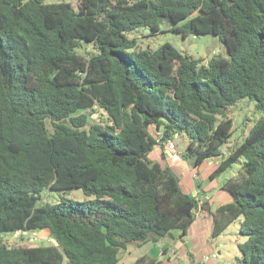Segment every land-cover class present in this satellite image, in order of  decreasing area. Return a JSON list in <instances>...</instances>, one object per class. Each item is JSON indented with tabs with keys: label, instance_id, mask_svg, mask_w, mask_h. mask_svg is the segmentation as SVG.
<instances>
[{
	"label": "trees",
	"instance_id": "16d2710c",
	"mask_svg": "<svg viewBox=\"0 0 264 264\" xmlns=\"http://www.w3.org/2000/svg\"><path fill=\"white\" fill-rule=\"evenodd\" d=\"M79 1L76 11L0 0V235L47 230L58 242L0 239V264H117L127 243L173 231L183 240L197 210L212 216L213 238L241 217L237 260L264 264V0ZM163 17L183 36L218 35L228 56L201 64L168 42L133 49L126 33L159 32ZM84 43L94 50L81 54ZM244 97L262 115L223 156L227 110ZM96 109L106 123H89L85 111ZM183 132L194 168L218 159L209 180L244 158L245 174L222 184L233 200L213 209L148 158ZM73 188L93 198L38 204L44 192ZM132 264L163 260L143 254Z\"/></svg>",
	"mask_w": 264,
	"mask_h": 264
},
{
	"label": "rangeland",
	"instance_id": "374dc122",
	"mask_svg": "<svg viewBox=\"0 0 264 264\" xmlns=\"http://www.w3.org/2000/svg\"><path fill=\"white\" fill-rule=\"evenodd\" d=\"M45 3H58L67 2L72 4L73 8L78 11L81 9V3L79 0H43ZM172 23L167 17L160 19L159 32H148L144 29H136L126 33L128 38H136V47L133 49H156L161 44L168 42L179 50L183 54H187L194 59H199L201 64L207 63L212 57H227V51L224 43L221 41L218 35L214 34H187L183 36L181 33L170 30ZM94 50V46L91 43H84V46L78 51L81 54H85L86 51ZM132 50V49H131ZM86 114L89 115V123L92 122H103L106 123V113L101 109H96L95 112L92 110H86ZM262 115V112L255 108L253 99L248 97L240 98L234 105H232L227 116L232 119L231 134L228 140L220 147L223 156H226L230 150L240 143L243 138L247 135L249 129L252 127L254 122ZM154 126H151V131L154 132ZM189 137L183 132L180 135H175L171 140V143L175 149V155L172 158L164 160L167 163H162L160 156L157 153V149L148 154V158L153 162L160 164H166L180 179V185L182 189L186 188L187 185V171L183 162H187L191 167L192 160L190 158H184L182 155L185 154L186 147L189 143ZM216 159V158H211ZM208 162V160H206ZM244 158H239L233 163L227 170L222 172L216 177V184L218 188L223 182L229 177H240L245 174L242 163ZM208 167L204 168V171ZM202 186H206L210 183V180L205 177L201 180ZM214 183V182H212ZM62 197L73 199V200H87L93 198V196L86 195L82 189L73 188L65 191H47L44 192L41 198L38 200V204L52 203L59 201ZM216 203L214 204V206ZM241 217L235 219L231 224L224 229L221 233L220 238L216 237V243L222 242V246L216 251V262L219 264H237L236 257H240V251L238 249V243L244 241L245 236L239 232V223ZM0 239L3 243L8 246H38L47 245L54 243L55 239L51 237L47 230H36L33 232H18L17 235L14 233H3L0 235ZM153 246L151 241L136 245L135 243H127L125 248H120L117 264H132L134 260L143 255L149 254L150 248ZM63 264H66L65 261ZM239 264V263H238Z\"/></svg>",
	"mask_w": 264,
	"mask_h": 264
},
{
	"label": "crops",
	"instance_id": "0c3cea01",
	"mask_svg": "<svg viewBox=\"0 0 264 264\" xmlns=\"http://www.w3.org/2000/svg\"><path fill=\"white\" fill-rule=\"evenodd\" d=\"M155 148L162 163H167L164 160L175 155V149L174 151L168 150L165 147V143L154 146L153 151ZM183 163L188 177L186 188L183 189L185 192L199 196L200 202L208 201L213 209L220 204L233 200L231 194L222 189V185L218 188L216 178L210 180V183L206 186H201V189L196 188L197 182L202 185L201 180L207 177L216 167L218 159H208V162L205 160L198 168L191 167L187 162ZM205 167L208 168L204 171ZM201 192L202 194L200 195ZM215 203L216 205L214 206ZM211 229L212 216L204 210H197L195 219L187 229L183 240L177 238L178 231H173L171 235L164 236L153 242L149 254L162 259L163 264H219L215 261L217 255L212 257L211 254L216 253V251L220 252L218 247L222 246V242H215L216 237L213 238L211 236ZM220 236L221 234L217 237L220 238ZM188 253H190V256Z\"/></svg>",
	"mask_w": 264,
	"mask_h": 264
},
{
	"label": "built area",
	"instance_id": "2783aa9c",
	"mask_svg": "<svg viewBox=\"0 0 264 264\" xmlns=\"http://www.w3.org/2000/svg\"><path fill=\"white\" fill-rule=\"evenodd\" d=\"M164 143H165V147H166L168 150H172V151H174V147H173V145H172V143H171V140H167V141H165ZM18 232H20V231H15V232H13V233H14V235H17ZM211 256H212V257H216V254H215V253H212Z\"/></svg>",
	"mask_w": 264,
	"mask_h": 264
},
{
	"label": "water",
	"instance_id": "95a60500",
	"mask_svg": "<svg viewBox=\"0 0 264 264\" xmlns=\"http://www.w3.org/2000/svg\"><path fill=\"white\" fill-rule=\"evenodd\" d=\"M82 14H83V13L81 12L80 15H82ZM227 111H228V110H227ZM54 241H55L54 244L57 245L58 242H57L56 240H54Z\"/></svg>",
	"mask_w": 264,
	"mask_h": 264
}]
</instances>
